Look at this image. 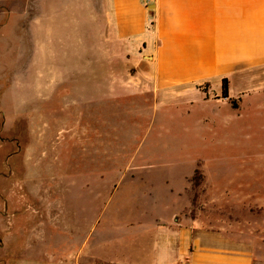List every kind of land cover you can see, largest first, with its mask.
Returning a JSON list of instances; mask_svg holds the SVG:
<instances>
[{
    "label": "rangeland",
    "instance_id": "obj_1",
    "mask_svg": "<svg viewBox=\"0 0 264 264\" xmlns=\"http://www.w3.org/2000/svg\"><path fill=\"white\" fill-rule=\"evenodd\" d=\"M105 2L0 0V264L68 263L86 236L94 257L121 261L123 246L147 242L155 218H170L178 206V222L231 234L239 223V237L264 239L258 225L264 203L248 197L264 189L257 168L264 165V113L237 116L222 104L210 120L205 113L211 107L174 106L164 96L155 101L120 44L114 45V93L98 101L78 95L73 67L80 72L85 60L74 58L77 47L79 54L96 49L102 66ZM61 17L82 32L97 20V38L91 46L85 34L82 40L71 36L64 48L50 42L52 59L45 60L46 44L39 39L46 26H62ZM60 63L70 66L69 75L55 78L49 91L45 73H56ZM88 78L77 76L80 87L89 90ZM97 78L109 93L106 76ZM130 87L137 90L123 91ZM131 220L146 229L125 232ZM143 232L146 238H136ZM118 237L123 246L114 241L113 252L109 240Z\"/></svg>",
    "mask_w": 264,
    "mask_h": 264
},
{
    "label": "crops",
    "instance_id": "obj_2",
    "mask_svg": "<svg viewBox=\"0 0 264 264\" xmlns=\"http://www.w3.org/2000/svg\"><path fill=\"white\" fill-rule=\"evenodd\" d=\"M152 5L154 8L149 9L141 0H106L102 9L104 20L100 25L102 66L98 67L96 49L95 54H79V47L75 52L74 58L79 57L80 64L85 60L84 68L79 67L80 72L73 67L75 74L89 76L87 81L92 83L89 90L80 87L76 76L74 84L71 83L80 92L78 95L98 101L114 93V45L120 44L127 64L137 69L139 76H145L144 92L152 94L155 101H162L164 96L174 106L211 107L212 111L205 113V118L210 120L220 115L224 108L222 104L230 105L237 116L247 112L255 116L264 113V0H155ZM26 7L27 11L31 10L28 4ZM30 7L33 8L32 5ZM61 18L62 26L55 30L46 26L44 37L39 39L46 44L42 47L47 51L43 57L45 60L52 59L48 49L50 42H57L60 48H64L68 38L72 36L76 40L79 35L82 40L81 35L85 34L90 38L91 46L93 38H97V20H91L89 30L82 32L67 25L65 17ZM30 35L33 42V26ZM60 64L56 73H45L49 91L55 78L65 80L69 75L70 66L66 68V63ZM102 76H106L105 92L109 85L111 87L106 94L97 78ZM223 79L228 81V96L225 98L222 96ZM131 89L137 90L130 87L123 91L132 92ZM78 99L81 100L80 97ZM257 168L264 175V165L257 164ZM248 185L242 182L241 187ZM249 193L251 202L264 203V189ZM175 197L179 201V195ZM178 207L170 218H155L153 237L143 244L133 243L125 247L122 237L109 240L112 241L113 252L114 241H119L118 247L123 246L124 260L105 261V258L94 257L95 252L87 248L90 240L86 236L68 263L66 260L53 264H176L181 261L191 264H264V239L239 237L242 235L239 223H234L233 227L236 230L239 227L240 233L233 230L231 234L226 232V228H199L192 220L188 222L184 218L185 221L178 222ZM240 217L237 214V218ZM141 223L144 222L131 220L126 223L124 231H141L144 228L140 227ZM258 225L264 228V222L260 221ZM254 227L258 228L253 225L249 228ZM145 233H137L136 238H146ZM71 234L76 240V233ZM66 241L72 242L67 238ZM60 247L65 251L64 245ZM132 251L141 259H131L129 254Z\"/></svg>",
    "mask_w": 264,
    "mask_h": 264
},
{
    "label": "trees",
    "instance_id": "obj_3",
    "mask_svg": "<svg viewBox=\"0 0 264 264\" xmlns=\"http://www.w3.org/2000/svg\"><path fill=\"white\" fill-rule=\"evenodd\" d=\"M222 96L225 98L228 96V81L227 79H223V84H222ZM197 175H201L199 170H196ZM200 178H202V176H199Z\"/></svg>",
    "mask_w": 264,
    "mask_h": 264
},
{
    "label": "built area",
    "instance_id": "obj_4",
    "mask_svg": "<svg viewBox=\"0 0 264 264\" xmlns=\"http://www.w3.org/2000/svg\"><path fill=\"white\" fill-rule=\"evenodd\" d=\"M154 1L155 0H141L143 5H145L146 7H149L152 3H154ZM176 264H191V263L189 261H181Z\"/></svg>",
    "mask_w": 264,
    "mask_h": 264
},
{
    "label": "water",
    "instance_id": "obj_5",
    "mask_svg": "<svg viewBox=\"0 0 264 264\" xmlns=\"http://www.w3.org/2000/svg\"><path fill=\"white\" fill-rule=\"evenodd\" d=\"M152 8H154V6L152 5V6H149V9H152Z\"/></svg>",
    "mask_w": 264,
    "mask_h": 264
}]
</instances>
